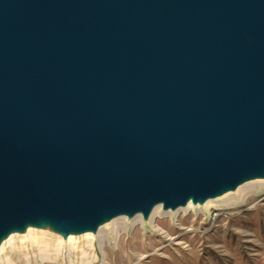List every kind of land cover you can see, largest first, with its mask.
<instances>
[{
    "label": "water",
    "instance_id": "water-1",
    "mask_svg": "<svg viewBox=\"0 0 264 264\" xmlns=\"http://www.w3.org/2000/svg\"><path fill=\"white\" fill-rule=\"evenodd\" d=\"M263 167L264 0H0V236Z\"/></svg>",
    "mask_w": 264,
    "mask_h": 264
},
{
    "label": "rangeland",
    "instance_id": "rangeland-1",
    "mask_svg": "<svg viewBox=\"0 0 264 264\" xmlns=\"http://www.w3.org/2000/svg\"><path fill=\"white\" fill-rule=\"evenodd\" d=\"M223 209L214 210L210 217L191 211L179 213L174 220L157 217L155 231L137 225L122 232L117 241L107 227L101 264H264V192L249 196L240 207ZM11 258L23 262L15 254Z\"/></svg>",
    "mask_w": 264,
    "mask_h": 264
},
{
    "label": "bare ground",
    "instance_id": "bare-ground-1",
    "mask_svg": "<svg viewBox=\"0 0 264 264\" xmlns=\"http://www.w3.org/2000/svg\"><path fill=\"white\" fill-rule=\"evenodd\" d=\"M263 192L264 167L262 172L243 177L233 186L223 187L201 200L194 201L189 198L185 204L174 208H166L159 202L146 214L138 211L132 215L106 216L97 223L69 224L65 229L53 219L40 216L35 220H27L21 226L11 227L0 236V264H18L11 258L13 254L18 257L19 262L23 260L22 264L59 260L65 264H92L98 259L101 264L104 263L102 246L104 239L109 236L107 227H111L113 240L117 241L122 232H130L137 225H140L143 231H155L154 223L157 217L168 216L174 220L179 213L189 211L210 217L216 209L240 207L249 196ZM17 238L19 245H16ZM75 252L79 255L76 256Z\"/></svg>",
    "mask_w": 264,
    "mask_h": 264
},
{
    "label": "built area",
    "instance_id": "built-area-1",
    "mask_svg": "<svg viewBox=\"0 0 264 264\" xmlns=\"http://www.w3.org/2000/svg\"><path fill=\"white\" fill-rule=\"evenodd\" d=\"M124 233H126V232H124Z\"/></svg>",
    "mask_w": 264,
    "mask_h": 264
}]
</instances>
